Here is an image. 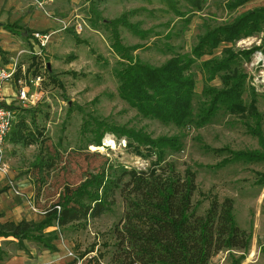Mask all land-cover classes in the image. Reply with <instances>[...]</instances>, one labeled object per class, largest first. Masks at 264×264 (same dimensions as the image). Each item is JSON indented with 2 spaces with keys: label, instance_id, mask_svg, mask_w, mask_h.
<instances>
[{
  "label": "rangeland",
  "instance_id": "obj_1",
  "mask_svg": "<svg viewBox=\"0 0 264 264\" xmlns=\"http://www.w3.org/2000/svg\"><path fill=\"white\" fill-rule=\"evenodd\" d=\"M173 1L174 6L168 0H29L30 9L41 10L59 27L43 29L54 32L41 55L35 54L29 42L13 54L27 73L42 74L43 80L37 101L26 108L29 111L23 112L13 97L7 96L15 111L14 122L23 113L28 124L18 140L9 134L4 142L7 177L22 194L4 195L3 201L24 203L31 211L43 210L56 200L64 185L75 186L90 172L101 168L109 171L110 166L145 168L154 159L134 153L124 134L110 128L143 130L151 137L176 136L180 146L167 148L164 156L180 172L186 168L193 171L196 190L192 199L197 212L203 213L212 199L231 198L236 224L250 232L255 245V251L247 256L248 263L264 264V160L234 154L264 149L256 134L259 130L264 137V54L256 50L249 61L239 60V69L247 74L242 93L247 107L244 111L230 113L219 107L208 122L180 127L140 115L119 96L113 72L119 55L111 46V28L104 24L125 15L141 34L119 23L116 28L121 44L134 47L131 54L139 61L156 66L174 54L189 53L206 29L263 6L264 0H248L235 8L228 7L231 0H201L199 7L185 0ZM62 21L67 22L65 28H61ZM78 23L82 27L79 31ZM263 37L264 24L260 33L221 43L212 55L220 57L224 46L238 51L259 45ZM212 55L202 56L191 66L196 91L194 119L203 100L200 62ZM210 83L222 85L218 77ZM9 87L5 85V93ZM251 105L255 112H251ZM32 115L35 123L29 124ZM96 128L102 132L100 136L93 132ZM111 199L99 217L57 230L58 240L64 239L71 251L83 258V264H110L116 250L112 228L124 208L118 192ZM23 243L25 247H40L32 240ZM12 246L20 245L15 240ZM234 251L221 250L208 264H240L244 255Z\"/></svg>",
  "mask_w": 264,
  "mask_h": 264
},
{
  "label": "trees",
  "instance_id": "obj_2",
  "mask_svg": "<svg viewBox=\"0 0 264 264\" xmlns=\"http://www.w3.org/2000/svg\"><path fill=\"white\" fill-rule=\"evenodd\" d=\"M168 1L174 6L173 0ZM185 1L192 7H199L201 2ZM247 1L231 0L227 5L235 8ZM119 23L134 33L141 34V30L127 21L125 15L104 23L111 28V46L119 55L113 67L118 94L140 115L181 127L190 122L198 125L208 122L219 107L230 113L247 108L242 99L247 74L239 69L238 63L240 59L249 61L256 50L264 54V37L259 45L238 51L224 46L220 57L212 54L221 43H233L260 33L264 5L247 9L229 22L209 27L198 36L189 53L174 54L156 66L139 61L131 54L134 47L121 44L116 28ZM0 26L13 31L16 25ZM24 31L32 36L34 30L26 27ZM0 54H3L1 48ZM204 55L212 56L200 62L204 75L203 100L198 105L197 119H194L196 91L191 66ZM215 77L220 78L221 87L210 83ZM251 106V112H255L254 105ZM8 107L12 108L10 104ZM31 123H35L33 115ZM26 124V116L21 113L9 133L13 140L22 136ZM92 130L96 136L102 134L97 128ZM110 130L124 134L126 145L137 155L154 156V159H150L145 168L110 166L109 171L101 168L88 173L75 186L64 185L56 200L43 207L40 220H0V236L14 238L20 248H26L24 240H32L40 249L53 252L57 250L58 229L88 217H99L107 211L111 198L118 192L124 208L112 228L116 250L110 257V264H208L221 250L248 249L251 234L236 224L231 198L212 199L203 213L197 212L192 199L196 190L193 171L186 168L180 172L164 156L167 148L180 146L176 136L151 137L143 130ZM256 134L264 145L261 132L258 130ZM234 154L244 155L249 160H264V149ZM112 168L115 169L111 172Z\"/></svg>",
  "mask_w": 264,
  "mask_h": 264
},
{
  "label": "crops",
  "instance_id": "obj_3",
  "mask_svg": "<svg viewBox=\"0 0 264 264\" xmlns=\"http://www.w3.org/2000/svg\"><path fill=\"white\" fill-rule=\"evenodd\" d=\"M28 2L29 0H0V24L13 23L16 25L13 27V31L0 26V48L3 51V54H0V64H9L14 56V52H21L24 49L25 42H29L34 47L32 36H27L24 31L26 27L34 31H45L43 30L45 28L59 27V24L46 18L41 10L37 8L30 9ZM8 194L15 196L5 185L4 180L0 178V220L6 218L20 220L24 218L37 221L42 218V214L39 213L40 208L36 211H31L29 208L23 206L24 203H4L3 197L4 195L8 196ZM14 241L15 239L12 237L0 236V264H75L72 257L68 254L71 251L70 246L64 239L56 241L57 250L53 252L40 248L35 249L33 246H28L25 249L18 246L14 247L12 246ZM254 251V242L250 240L246 252L239 250H235L234 252L244 255L240 264H250L248 263L249 258L247 256Z\"/></svg>",
  "mask_w": 264,
  "mask_h": 264
},
{
  "label": "built area",
  "instance_id": "obj_4",
  "mask_svg": "<svg viewBox=\"0 0 264 264\" xmlns=\"http://www.w3.org/2000/svg\"><path fill=\"white\" fill-rule=\"evenodd\" d=\"M38 6H41L40 2ZM66 26L67 22L62 21L61 28ZM76 29L78 31L82 29L79 23L76 25ZM53 32L52 30L33 31L32 39L34 41L35 54L41 55V51L49 43ZM42 80V74L32 75L27 73V69L23 64L18 65L17 58L13 57L9 64H0V178L4 180L5 185L14 195H21L22 191L17 189L14 182L7 177L8 165L4 160V142L12 129L15 117L14 109L8 107L10 99L8 101L7 96H12L15 104L21 108L30 107L37 101V89L40 87ZM6 84L10 86L8 95L4 91ZM39 213L43 215L44 210L41 209ZM68 254L72 257L75 264H83V258L77 257L73 251H69Z\"/></svg>",
  "mask_w": 264,
  "mask_h": 264
}]
</instances>
